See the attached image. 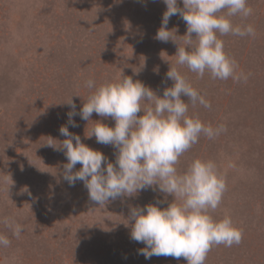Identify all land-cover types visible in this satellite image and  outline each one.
<instances>
[{
  "label": "rangeland",
  "instance_id": "374dc122",
  "mask_svg": "<svg viewBox=\"0 0 264 264\" xmlns=\"http://www.w3.org/2000/svg\"><path fill=\"white\" fill-rule=\"evenodd\" d=\"M247 6L251 15L229 19L233 26L251 25L254 36L217 34L237 73L247 76L234 81L207 71L198 76L176 63L178 43L154 38L163 0H0V235L10 240L0 245V264H187L183 257L145 259L138 254L144 245L130 239L132 207L165 208L174 196L148 188L99 206L81 181L70 186L63 179L64 152L46 143L66 138L59 129L73 110L68 101L81 110L95 91L88 80L98 87L130 76L163 95L174 83L166 75L171 66L211 105L182 97L187 115L226 129L211 139L201 135L176 165L182 174L196 159L214 162L226 190L208 214L229 216L242 233L239 244L213 245L204 264H264V0ZM167 27L184 46L185 21L173 15ZM74 120L78 127L69 131L102 151L105 166L115 163L113 146L86 137L95 121L113 127L115 121L96 113L90 121ZM15 225L22 228L19 237Z\"/></svg>",
  "mask_w": 264,
  "mask_h": 264
},
{
  "label": "clouds",
  "instance_id": "9594fccd",
  "mask_svg": "<svg viewBox=\"0 0 264 264\" xmlns=\"http://www.w3.org/2000/svg\"><path fill=\"white\" fill-rule=\"evenodd\" d=\"M163 3L167 7L154 38L178 43L175 54L178 65L187 66L200 77L207 71L214 79L247 80L243 73H237L236 61L226 54L224 43L217 35H255L251 25L233 26L229 19L238 14L243 17L252 14L247 0H183V7L178 6V0H163ZM224 10L226 14H220ZM173 15H179L187 25L184 46L167 27ZM166 75L174 83L164 89L163 95L130 76L98 87L88 80L86 86L95 91L81 110L76 112L75 105L68 101L73 110L67 113L68 124L59 129L66 138L58 141L49 137L46 143L64 152L67 163L63 166V179L70 186L81 181L89 200L99 206L148 188L158 187L161 193L174 196L165 208L157 203L132 207L128 217L134 221L130 239L144 245L138 254L145 259L183 257L187 264H204L213 245L239 244L242 233L229 216L214 220L208 214L219 206L226 190L214 162L196 159L182 174L176 165L201 135L211 139L226 129L223 125L205 126L199 118L188 116V103L182 97H188L192 105L199 103L205 108L210 103L175 67L171 66ZM145 101L147 106L142 103ZM141 110L144 114L138 115ZM93 113L115 121L113 127L97 120L90 134H86L87 138L95 136L98 144L113 146L117 150L115 163L108 162L105 166L102 151L83 143L79 135L69 131V125L78 127L75 116L90 121ZM77 164L81 165L80 169L73 171ZM5 223L9 222L5 220ZM21 231V226L15 225L13 235L19 237ZM9 244L10 240L0 235V245Z\"/></svg>",
  "mask_w": 264,
  "mask_h": 264
}]
</instances>
